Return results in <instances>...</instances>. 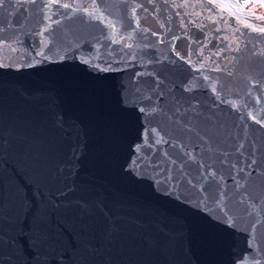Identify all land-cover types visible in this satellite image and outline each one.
<instances>
[{
  "label": "water",
  "instance_id": "95a60500",
  "mask_svg": "<svg viewBox=\"0 0 264 264\" xmlns=\"http://www.w3.org/2000/svg\"><path fill=\"white\" fill-rule=\"evenodd\" d=\"M65 2L90 0H37L31 8L18 6L26 0H7L8 6L0 9V40L8 37L11 42L0 44V59L25 61L38 52L52 58L88 41L86 53L105 71L77 68L71 83L54 69L26 70L15 78L21 88L9 96L2 114L16 128L14 143L21 147L8 157L7 175L35 198V173L18 161L42 158L49 143H55L57 159L70 160L79 140L84 146L79 182L102 193L115 215L121 205L186 214L176 201L162 197L151 180L123 175L131 161L153 179L170 176L186 196L201 198L208 211L237 222L241 230L229 235L221 259L241 253L246 260L259 258L264 247V173L237 178L235 184L231 177L241 154L258 156L264 150V123L252 119L264 117V35L245 31L231 17L223 23L214 15L210 19L196 7L204 0H99L104 14L99 20L69 13L59 7ZM45 3L49 8H43ZM131 4L137 6L135 13ZM187 4L192 7H179ZM45 15L52 18L47 31L41 23ZM17 36L20 44L15 43ZM218 50L222 56L216 55ZM115 60L129 63L107 71L105 65ZM121 84L126 86V103L144 108L143 124L135 111H119ZM100 93L102 109L95 101ZM57 113L63 116L59 127L54 124ZM151 163L164 171H153ZM202 171L217 173L216 179L201 180ZM45 194L52 198L54 189H45ZM56 223L65 241L76 242L71 223L59 217ZM118 261L164 264V257L130 252Z\"/></svg>",
  "mask_w": 264,
  "mask_h": 264
},
{
  "label": "snow or ice",
  "instance_id": "6c2138e0",
  "mask_svg": "<svg viewBox=\"0 0 264 264\" xmlns=\"http://www.w3.org/2000/svg\"><path fill=\"white\" fill-rule=\"evenodd\" d=\"M58 2L50 0L51 4ZM36 4L37 0H26V3L18 6L31 8ZM256 4L264 7V0H256ZM250 5L252 0H204L203 4H197L196 7L207 11L210 19L214 15L223 23L225 18L231 17L245 31L252 30L264 35V16L248 12ZM7 6V0H0V9ZM184 6L192 7L191 4L179 7ZM59 7L69 13H82L89 20H99L104 15L99 0L80 4L65 2ZM128 7L133 13L137 10L135 4ZM43 8H49V4H43ZM240 13L245 14V19H241ZM51 21L52 18L47 15L42 17L43 31H47L48 22ZM9 26L6 25L5 30ZM41 34L36 32V35ZM10 42L11 38L8 37L0 40V44ZM15 43H21L19 36ZM40 43L43 44V41ZM88 43L83 41L76 47L61 49L52 58L46 52H38L25 61L0 59V264H120L118 257L127 256L130 252L137 255L157 252L164 257V264H264V247L260 249L259 258L253 256L246 260L241 253L234 255L231 260L221 259L229 235L241 230L237 222L229 215L208 211L207 203L202 202L201 198L194 200L186 196L170 176L158 174L153 179L142 169L132 167L131 161L123 175L134 177L138 182L151 180L153 188L162 197L176 201L186 214L172 215L167 210L121 205L120 214L115 215L102 193L89 184L79 182L84 147L79 140L72 147L70 160L57 159L56 145L49 143L42 158L29 156L18 161L27 164L35 173V189L38 193L35 198H29L7 175L8 157L21 147V144L14 143V139L18 138L16 128L2 114V106L9 96L21 88L15 78L26 70L46 72L54 69L71 83L77 68L96 74L105 71L99 62H94L86 53L85 46ZM176 55L180 56V53L176 52ZM216 55L222 56L223 53L218 50ZM180 59L184 60L185 57L180 56ZM126 63L129 61L115 60L106 64L105 68L112 72ZM125 91L126 86L121 84L117 93L119 111H135L143 124L146 119L144 108L127 104ZM95 101L101 109L104 107L102 93L96 96ZM252 119L258 124L264 123V117L252 116ZM54 124L62 126L63 116L55 114ZM185 156L195 160L188 153ZM253 156L256 154H241L237 159L231 177L234 184L237 178L245 180L254 172L264 173V150H260L255 159ZM172 163L175 164V161ZM150 166L153 171L158 168L159 172L164 171L158 163H151ZM216 176L217 173L200 172L201 180L204 177L215 180ZM45 189H54L52 198L46 196ZM260 200L264 204V194ZM57 217L72 224L76 242L69 244L65 241L64 230L56 223ZM252 247H256L255 241Z\"/></svg>",
  "mask_w": 264,
  "mask_h": 264
},
{
  "label": "flooded vegetation",
  "instance_id": "af4514ba",
  "mask_svg": "<svg viewBox=\"0 0 264 264\" xmlns=\"http://www.w3.org/2000/svg\"><path fill=\"white\" fill-rule=\"evenodd\" d=\"M248 12L255 13L256 16H264V7L258 6L256 0H252V5L247 9ZM241 18L245 19V14L240 13Z\"/></svg>",
  "mask_w": 264,
  "mask_h": 264
}]
</instances>
